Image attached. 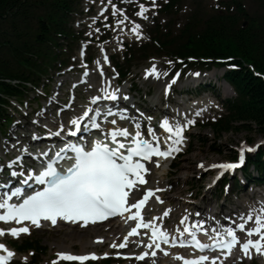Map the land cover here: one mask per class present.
Wrapping results in <instances>:
<instances>
[{"label":"snow or ice","instance_id":"6c2138e0","mask_svg":"<svg viewBox=\"0 0 264 264\" xmlns=\"http://www.w3.org/2000/svg\"><path fill=\"white\" fill-rule=\"evenodd\" d=\"M101 4L104 6L98 15L107 20L108 17L104 13L110 5L111 15L116 18V27L113 28V31L117 29L123 31L121 26L125 25V21H128L129 17L123 15V18H119L118 14H122L124 9L118 8L111 0H107V4L101 0ZM151 6L158 7L155 0H152ZM147 12L148 8L141 3L135 15L147 20L148 16L145 15ZM95 19L93 18V22ZM104 27L108 28L110 25L105 24ZM141 27V24L131 21L129 31L137 40L143 36ZM99 31L100 29L97 28L96 32ZM103 59L108 61L106 55ZM96 63L99 65L100 61ZM149 74H154L157 78L161 75L156 70L155 64L146 69L145 75ZM84 75L87 76V72ZM101 75H103L102 69ZM163 75H167V73L165 72ZM179 75L180 73L177 72L165 86V94L168 93L169 88L176 82ZM193 75L199 76L200 74L193 73ZM101 92L104 93L103 96L91 97L92 104L95 105L102 99L111 101L119 99V89L109 92L107 88H102ZM123 98L128 99L126 95ZM202 111L197 110L195 116H200ZM90 113L92 114L90 115ZM101 117L105 122L111 123L113 127L105 128L98 122V118ZM109 117H118L121 121H129L135 130L130 132L127 127L119 126L117 119L113 118L109 121ZM85 118L88 123L82 125L81 122ZM151 119L152 117H147L148 121ZM195 123L194 119L187 117L183 123L179 120L170 122L165 117L159 122V127L166 133L161 139L150 124L147 128V135H145L141 131L140 122L128 115L127 109L113 111L112 108L88 107L81 115L74 116L68 121V124L73 127L68 128L67 132L71 136H77V133L83 129L89 133V138L80 136L79 142L67 141L51 157H48L47 152L41 153L48 159L46 164H41V170L37 173H33V170L28 168L29 179L38 185H46L45 187L41 190H32L30 194L19 187L0 194V221L18 225L7 228L0 227V237L8 234L13 238H18L22 233H30L29 226L23 222H30L32 226L38 228L41 226L42 220L50 221L52 225H55L59 218L74 224L82 222V226H86L90 221L95 223L109 217L119 216L125 223L133 221L134 226L123 236L122 242L113 241L110 247L124 249L132 244L135 248L142 250L127 253L117 251L115 253L117 257L123 256L125 259L134 257L136 261H146L147 258L146 264L148 261L151 264H156L157 249L163 255H168L171 248L177 246L188 248L192 253H199L188 257L179 253L173 254L174 259L182 261V264H205V262L224 264V260L233 254V250L237 249V246L240 252L238 260H243L245 257L251 259L253 251L256 254L264 255V205L258 209L250 206L247 212L240 216L239 222L234 221L233 225H220V227L212 228L204 227V220L188 224L186 222L188 217L185 216L180 220L182 228L177 225L169 229L164 224V218L169 216L170 208H166L159 216H153L150 219H146L142 215L141 210L145 209L150 198H154L158 203H164L162 198L157 195L163 189L147 187V174L151 172L153 165L160 167L162 161H167L182 151L181 146L187 139L184 135L185 129ZM45 127L47 126L45 125ZM64 128L65 125L61 124L60 129ZM92 129L99 133L94 139L91 138ZM48 135L60 136L61 132L49 131ZM36 138L33 134V139ZM261 145H264V141H259L252 146L241 142L235 161L207 165L201 161L197 167L218 169V175L225 171H235L245 163L246 152H253ZM68 150H71L74 155L67 156ZM5 151H7L6 148ZM21 151L27 153L28 148L25 146ZM65 159L68 161V166L58 169L56 166L58 161ZM18 163L23 167V157L19 154L14 159L7 161L6 166L11 177L24 175L23 171L16 170L15 166ZM4 167V164H0V171ZM29 179L23 180V183L31 189ZM14 197L16 201L12 202ZM195 215L199 216L200 214L196 213ZM140 229L143 231H138ZM237 229L245 233L243 238L237 234ZM198 233H202L205 239L202 240ZM130 237L133 239L130 240ZM102 239V237L98 238V240ZM210 253L218 254L210 255ZM109 255L108 252L103 253L104 257ZM14 256L15 253L12 250L4 243H0V264H10ZM56 257L65 261H79L81 264L89 259L100 258L94 252L82 255L58 252ZM22 260L26 262L27 256L22 257ZM51 264H56V260H53Z\"/></svg>","mask_w":264,"mask_h":264},{"label":"trees","instance_id":"16d2710c","mask_svg":"<svg viewBox=\"0 0 264 264\" xmlns=\"http://www.w3.org/2000/svg\"><path fill=\"white\" fill-rule=\"evenodd\" d=\"M24 0H0V94L12 96L17 95L16 88L9 85L6 80L9 77L22 73L24 65L28 63V55L42 51L45 38L38 37L37 40L24 39L23 37L8 36L4 34V22L10 18L14 20L20 11ZM47 6L46 25H42L44 33L49 36L52 34L51 29L61 30L65 17V5L60 0L55 2H43ZM216 32V33H215ZM250 31H239L236 36H225V31H214V33H206L194 41H190L189 49H196L198 52H203L205 55H213L216 52V47L226 46L233 54L242 55L247 61H254V65L258 69L263 70L264 54L261 53L259 47ZM264 46V44H261ZM201 50H200V49ZM263 59V62H262ZM240 100L235 106V113L231 116L233 120L243 122L242 128H236L230 125V119L221 122L215 126V132L222 137L225 132L235 131L242 132L248 130L251 132L253 126L256 127L260 134L264 136V82L260 78L254 77L251 73L243 79L238 80ZM0 101L5 102L0 97ZM253 138H249L252 141ZM219 153H222L218 148ZM260 161V160H258ZM259 167H264L262 162H259ZM32 243H29L31 246Z\"/></svg>","mask_w":264,"mask_h":264},{"label":"rangeland","instance_id":"374dc122","mask_svg":"<svg viewBox=\"0 0 264 264\" xmlns=\"http://www.w3.org/2000/svg\"><path fill=\"white\" fill-rule=\"evenodd\" d=\"M194 0H187L185 2L184 8L182 13L179 16V19H185L186 14L190 11V8L192 7ZM205 3V6L209 9L210 5L212 4L213 0H203ZM142 94H144V92H142ZM149 108H151V106L148 105ZM211 133H213L210 129H198L196 131L195 138H194V145L192 146V151L190 153H188V155L184 156L180 162H179V171L178 173L174 176L173 178L176 180L177 178H180L183 174V170L188 169L189 172L194 170L195 164L198 160L201 159H220L221 157L213 155L211 153V151H209L208 146H204L202 144V140H206V138H203L206 134H210V136L208 138H211ZM193 135V136H194ZM249 136V137H253L254 139L256 138L261 139L263 137H261V135H259V133H257L256 131L249 133L246 132H242V133H230V134H225L220 142H221V146L223 147L222 149L224 150V153H228V151L225 148H228L229 145L234 144V142L242 137ZM199 140L201 142H199ZM230 153V152H229ZM228 153V154H229ZM227 154V155H228ZM225 159V158H223ZM190 175V174H189ZM172 176V175H171ZM192 176V173L191 175ZM194 186L197 187V183H194ZM67 228H63L62 232H48V231H40L37 234H35L34 239H38L39 241H41V245L47 247V251L45 252V254H43V264H50L51 259L54 257V254L52 253L53 248L51 247V244L61 238H64V233L67 232L68 230H66ZM93 229L88 231V234H90V238L94 237V235L92 234ZM74 249L76 251L80 250V245L79 244H75ZM56 250V249H55ZM28 255V254H27ZM122 264H127V263H122Z\"/></svg>","mask_w":264,"mask_h":264},{"label":"bare ground","instance_id":"6f19581e","mask_svg":"<svg viewBox=\"0 0 264 264\" xmlns=\"http://www.w3.org/2000/svg\"><path fill=\"white\" fill-rule=\"evenodd\" d=\"M249 25H252L251 21H248ZM259 78V77H256ZM262 82H264V79H260ZM227 89V88H226ZM229 89V88H228ZM166 169V168H164ZM168 170H163L162 172L158 173V176L154 177L153 180L156 178H164L165 175H167ZM184 176H188L190 174L189 170H183L182 173ZM119 228L116 232H114V227L110 224H105L101 226H95L93 229L92 234L95 235V238H110L111 236H116L120 232V224L118 225ZM62 227V226H61ZM68 227V226H66ZM70 228V227H69ZM91 229V228H89ZM88 229V230H89ZM86 230H80L78 227L69 229L67 232H65L64 238H61L55 242H53L51 245L57 247L58 249L56 251L62 252V251H73V244L79 243L80 244V252L78 253H89L90 251H95V248L99 246H95L93 244L92 239H90V234L85 232ZM92 249V250H91Z\"/></svg>","mask_w":264,"mask_h":264}]
</instances>
